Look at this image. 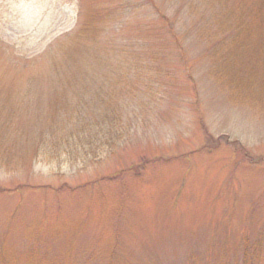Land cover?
<instances>
[{
    "label": "rangeland",
    "instance_id": "374dc122",
    "mask_svg": "<svg viewBox=\"0 0 264 264\" xmlns=\"http://www.w3.org/2000/svg\"><path fill=\"white\" fill-rule=\"evenodd\" d=\"M216 7L0 0V264H264V52L217 80Z\"/></svg>",
    "mask_w": 264,
    "mask_h": 264
},
{
    "label": "trees",
    "instance_id": "16d2710c",
    "mask_svg": "<svg viewBox=\"0 0 264 264\" xmlns=\"http://www.w3.org/2000/svg\"><path fill=\"white\" fill-rule=\"evenodd\" d=\"M217 4L216 10L212 7L210 27L204 28L206 32H214L221 36L228 35L214 45V54L211 56L213 65V76L227 84H233L230 68L237 65L236 59H228L224 53L228 51L242 52L258 50L264 52V0H214ZM211 26L213 27L211 29ZM216 28L214 29V27ZM217 52H220L217 54ZM256 67L261 70L264 66L256 62ZM261 73L258 71L257 74ZM241 98H243L241 96ZM61 104V103H60ZM59 104V115L62 110H69V105L61 108ZM78 112V111H77ZM73 116H67L71 122ZM62 118L59 125L62 126ZM63 128V126H62ZM71 134V133H70Z\"/></svg>",
    "mask_w": 264,
    "mask_h": 264
}]
</instances>
